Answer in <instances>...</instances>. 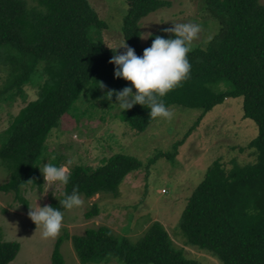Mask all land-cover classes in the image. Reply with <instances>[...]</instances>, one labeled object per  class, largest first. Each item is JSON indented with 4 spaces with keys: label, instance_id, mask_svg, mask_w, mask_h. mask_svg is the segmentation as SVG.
<instances>
[{
    "label": "trees",
    "instance_id": "1",
    "mask_svg": "<svg viewBox=\"0 0 264 264\" xmlns=\"http://www.w3.org/2000/svg\"><path fill=\"white\" fill-rule=\"evenodd\" d=\"M30 1L35 4L0 0V65L11 67L9 86L30 80L38 64L45 75L36 96L11 117L0 142V159L8 171L0 191L13 192L20 200L24 186L41 190L46 135L65 112L77 115L74 103L82 91L88 88L91 96L105 101L108 91L119 92L127 84L114 76L115 65L109 63L114 54L125 49L115 51L94 40L92 33L99 34L101 23L87 0ZM123 1L122 44L133 48L137 56H142L156 36L174 38L162 27L148 36L145 46L140 43V20L167 6L166 0ZM206 2L219 30L205 48L192 49L187 57L189 78L163 97L166 107L176 103L200 108L174 147L184 141L206 111L228 96L240 95L243 117L256 125V134L249 141L256 159L244 165L233 162L228 169L214 161L187 198L179 229L185 246L207 252L221 264H264V4L257 0ZM149 112L147 106L137 104L125 111L119 108L116 115L141 132L154 120ZM47 163L60 166L57 158ZM141 166L138 158L122 152L110 154L94 167L72 165L69 184L46 205L63 211L59 201L65 193L71 194L73 187L85 198L100 193L117 197L125 176ZM94 214L93 205L85 217ZM63 239L70 241L79 264L112 260L120 264H202L186 257L158 221L135 242L115 236L105 225L89 227L82 236L64 234L53 243L50 264H64L59 251ZM19 247L15 240H0V264L11 262Z\"/></svg>",
    "mask_w": 264,
    "mask_h": 264
},
{
    "label": "rangeland",
    "instance_id": "2",
    "mask_svg": "<svg viewBox=\"0 0 264 264\" xmlns=\"http://www.w3.org/2000/svg\"><path fill=\"white\" fill-rule=\"evenodd\" d=\"M101 25L99 34L92 33L94 40L102 45L117 48L122 45L121 18L125 12L123 0H87ZM168 5L143 17L139 22L140 43L142 39L159 28H172L177 23L201 25L199 38L192 49L205 48L219 30L220 24L209 12L206 0H166ZM264 4V0H257ZM30 4H35L29 0ZM42 64L35 66L31 79L9 86L12 78L9 65H0V142L11 117L37 93V86L45 78L40 73ZM131 87L130 82L124 85ZM135 89H133V93ZM116 97L103 101L90 95L85 88L75 101V116L64 113L58 124L52 127L44 141L41 164L53 156L60 166L75 164L96 166L102 159L115 152H122L139 159L142 166L125 176L119 185L117 197L106 193L81 198V208L64 209L63 227L60 236H82L85 229L105 225L117 237L131 242L143 236L145 230L158 221L169 239L185 256L202 264H221L214 256L194 247L184 245L179 229V217L187 198L204 177L205 171L214 161L228 169L232 163L251 164L256 151L249 141L256 134L252 119L243 117L241 96H228L205 112L184 141L186 130L196 119L198 107L169 104L175 113L171 122L154 119L148 127L137 132L116 115L119 110ZM172 155V156H166ZM8 178V171L0 159V184ZM44 179V177H43ZM41 190L24 186L20 192L22 200L13 192L0 191V240L19 242L15 258L8 264H50L49 255L55 240L43 239L42 229L28 217L29 208L43 207L49 200H56L62 187L53 189L44 184ZM96 207L90 218L85 212ZM59 251L64 264H79L70 241L63 239ZM92 264V263H88ZM120 264L112 260L108 263Z\"/></svg>",
    "mask_w": 264,
    "mask_h": 264
},
{
    "label": "clouds",
    "instance_id": "3",
    "mask_svg": "<svg viewBox=\"0 0 264 264\" xmlns=\"http://www.w3.org/2000/svg\"><path fill=\"white\" fill-rule=\"evenodd\" d=\"M201 30L199 24H174L172 28L165 29L174 38L165 39L156 36L151 46L143 50L142 56H137L135 50L125 42L117 47L115 51L118 48H124L125 51L122 54H114L109 63L115 65L114 76L130 82L131 87H125L119 92L108 91L107 99L111 100L115 95L122 111L131 109L137 104L147 106L152 119L161 118L171 122L175 113L165 106L163 97L180 87L189 78L191 64L187 57ZM150 35L149 33L142 39ZM133 89H135L134 93ZM51 159L56 158L53 156ZM41 172L48 189H53L54 186L66 188L69 184L71 170L67 166L46 163ZM36 201L35 206L29 208L28 217L36 228L42 229L43 239H57L63 227L64 212L50 205L40 207ZM59 204L66 210L83 207L84 200L79 194L78 187H73L71 194L65 193V198L60 200Z\"/></svg>",
    "mask_w": 264,
    "mask_h": 264
}]
</instances>
